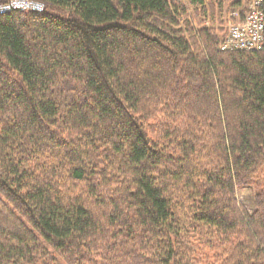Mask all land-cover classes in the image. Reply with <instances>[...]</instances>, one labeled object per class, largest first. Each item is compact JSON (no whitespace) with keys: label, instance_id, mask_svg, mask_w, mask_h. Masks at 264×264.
Segmentation results:
<instances>
[{"label":"trees","instance_id":"1","mask_svg":"<svg viewBox=\"0 0 264 264\" xmlns=\"http://www.w3.org/2000/svg\"><path fill=\"white\" fill-rule=\"evenodd\" d=\"M39 1L0 14V264H264V49L181 2Z\"/></svg>","mask_w":264,"mask_h":264},{"label":"built area","instance_id":"2","mask_svg":"<svg viewBox=\"0 0 264 264\" xmlns=\"http://www.w3.org/2000/svg\"><path fill=\"white\" fill-rule=\"evenodd\" d=\"M222 0H197V3L192 4L190 0H168L170 4L173 2H181L188 9L189 20L192 27L198 30L203 27L215 28L218 34V45L222 51H256L264 49V0H232L236 1L232 10L227 9V15L222 20L225 24H214L216 15L210 14L209 3H217ZM231 1V3H232ZM240 6L239 8H237ZM46 6L39 0H6L0 3V14L20 11L43 12ZM203 8V10H202ZM192 12V14H191ZM203 19L202 23L196 18ZM180 26L185 29V19L179 18ZM224 27L223 33H218L219 29Z\"/></svg>","mask_w":264,"mask_h":264},{"label":"rangeland","instance_id":"3","mask_svg":"<svg viewBox=\"0 0 264 264\" xmlns=\"http://www.w3.org/2000/svg\"><path fill=\"white\" fill-rule=\"evenodd\" d=\"M231 1L232 0H222L221 2H218V4L217 3H213V2L209 3L210 14H213L214 16L216 15V18H217L216 20L213 19L214 22H212V23H214V24L218 23L220 25L221 24H225L222 20H224V17H226L228 9L232 10L234 8L233 4L236 1H239V0H236L235 2L232 1V3H231ZM226 6L228 7V9H227L226 13L223 16V13L225 11ZM239 7L240 6H238L237 8H239ZM191 14H192V12H191ZM202 20L203 19L198 18V22L199 23L200 22L202 23L203 22ZM224 30L225 29L223 27L222 29L218 30V33L221 34V33L224 32ZM263 177H264V172H263ZM253 197H254V190L253 189L245 188V189H241V190L238 191V200H239V202L242 205H244L249 212H251L253 210L252 209L253 205H254Z\"/></svg>","mask_w":264,"mask_h":264}]
</instances>
